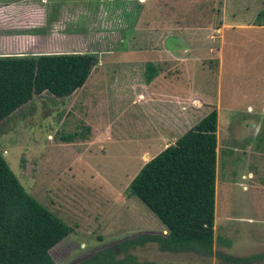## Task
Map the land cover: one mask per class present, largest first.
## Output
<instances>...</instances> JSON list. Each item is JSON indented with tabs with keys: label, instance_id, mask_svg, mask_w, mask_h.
I'll use <instances>...</instances> for the list:
<instances>
[{
	"label": "rangeland",
	"instance_id": "1",
	"mask_svg": "<svg viewBox=\"0 0 264 264\" xmlns=\"http://www.w3.org/2000/svg\"><path fill=\"white\" fill-rule=\"evenodd\" d=\"M67 5L53 13L42 9L36 29L53 30L56 23L78 33L72 53L85 48L95 55L85 87L64 99L33 96L0 122V153L8 168L27 194L71 229L48 251L52 261L76 264L125 238L165 233L127 186L162 150L155 135L162 132L173 96L197 100L184 128L215 106L219 134L227 133L228 124L243 129L241 138L224 142L217 153L212 253L173 254L147 243L129 254L156 264H222L215 254H264V194L249 188L254 181L246 178L247 169L255 173L264 158H245L238 143L264 152V30L253 25L262 22L257 14L264 11V0ZM148 63L156 72L151 82ZM144 89L152 102L133 106L137 92L148 96ZM251 264H264V258Z\"/></svg>",
	"mask_w": 264,
	"mask_h": 264
},
{
	"label": "trees",
	"instance_id": "2",
	"mask_svg": "<svg viewBox=\"0 0 264 264\" xmlns=\"http://www.w3.org/2000/svg\"><path fill=\"white\" fill-rule=\"evenodd\" d=\"M262 22L253 24L264 26ZM95 64L92 53L0 57V122L33 96L66 98L79 89ZM150 82L153 66L146 65ZM88 131V128L85 129ZM216 111L211 109L174 142L146 161L127 186L160 222L165 233L137 234L97 250L76 264H156L130 250L153 243L160 252L209 257L213 244ZM72 139L66 138V142ZM71 229L27 194L0 153V264H55L48 251ZM222 264H251L245 257L217 253Z\"/></svg>",
	"mask_w": 264,
	"mask_h": 264
},
{
	"label": "crops",
	"instance_id": "3",
	"mask_svg": "<svg viewBox=\"0 0 264 264\" xmlns=\"http://www.w3.org/2000/svg\"><path fill=\"white\" fill-rule=\"evenodd\" d=\"M70 1L71 0H61L60 2H58V0H0V57H24L72 53L73 34H76L74 36H77L78 33L66 30L63 25L59 27L56 23L53 26V30L36 29L39 28L40 19L44 15L42 9H46L48 12L53 13L57 8L66 7L65 5L70 3ZM50 16L51 15L49 14L48 19H50ZM34 17L36 18L35 23L33 20ZM64 22H67V20L64 19ZM258 27L264 30V26ZM79 51L80 52L77 53H87L85 48L79 49ZM95 68L97 67L95 66ZM84 84L80 88H84ZM78 90L80 89H77L76 91ZM144 91L146 92V89H144ZM146 93L148 96L141 91L137 92L136 98L132 99L133 106H136L137 102L142 103L143 105L151 103L153 95L149 94V92ZM71 95L67 97H70ZM173 97L167 102L170 106L165 112V119L163 118L162 126L160 128L162 132L155 135V138L162 144V149L172 144L176 138L192 127L191 125L184 128V124L186 123L188 110L190 109V111H192L196 108L194 106L196 105L197 100L193 96L186 97L189 100V102L186 103L182 97L176 96L174 97L175 99ZM214 108L217 117L218 109L215 106ZM247 110H249V107ZM261 110H263L264 113V101L262 102ZM85 126L89 127L91 130L90 125L85 123ZM227 126V133L224 134H219V130L216 128V157L217 153L219 156L220 152L222 153V150L224 151L225 147H222L224 142L232 145L236 139L241 138L242 136L243 129L240 125L233 128H230L229 124ZM181 127H183V130L179 131ZM178 131V135L171 138L172 133ZM170 138L172 141L168 143L167 140ZM240 142V151L243 156L245 155V158L246 154L254 155L256 158H264L263 150H257L256 147L248 146V143L242 142L241 140L238 143ZM254 172L255 173H251L247 169L246 178H248L249 181H254L253 183L249 182L248 187L259 190L264 194V161L259 162L258 166L254 168ZM241 177L243 178L244 176L242 175Z\"/></svg>",
	"mask_w": 264,
	"mask_h": 264
}]
</instances>
